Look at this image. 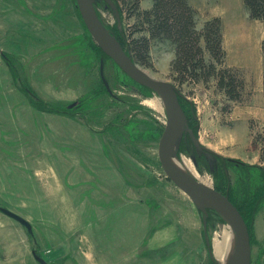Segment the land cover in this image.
Instances as JSON below:
<instances>
[{
	"label": "rangeland",
	"instance_id": "obj_1",
	"mask_svg": "<svg viewBox=\"0 0 264 264\" xmlns=\"http://www.w3.org/2000/svg\"><path fill=\"white\" fill-rule=\"evenodd\" d=\"M188 3L198 28L221 19L226 65L247 85L243 101L228 104L211 85L175 82L168 41H154L148 65H138L194 106L196 131L207 130L201 145L235 161L217 159L206 170L194 148L197 156L176 153V165L213 187L229 184L239 204L264 182V21L249 18L242 0ZM102 4L97 14L112 29L115 17ZM150 5L143 0L140 10ZM136 20L120 15L127 40L141 35H130ZM88 39L75 0H0V208L32 226L31 236L0 212V264H39L32 251L47 264H226L230 246L223 261L214 246L225 232L234 239L231 227L215 211L199 212L159 163L163 99L130 83L110 60L102 68L111 95L103 93ZM83 100L94 106L74 113ZM49 105L67 114L40 110ZM218 165L225 175L216 178ZM253 233L251 264H264V196Z\"/></svg>",
	"mask_w": 264,
	"mask_h": 264
},
{
	"label": "trees",
	"instance_id": "obj_2",
	"mask_svg": "<svg viewBox=\"0 0 264 264\" xmlns=\"http://www.w3.org/2000/svg\"><path fill=\"white\" fill-rule=\"evenodd\" d=\"M112 1L115 3L120 15H122V12L126 11L128 13V17H137L136 22L133 24V33L130 35L139 32L141 34L140 36L131 37L127 40L123 27L122 29H119L117 22L114 24L112 29L108 28L110 33L119 41L136 64L148 65V53L154 41H168L174 47V59L171 62L170 71L175 82L180 85L184 83H202L204 87L211 85L216 91L225 97L228 104L240 103L243 101L247 85L242 73L238 69L226 65V51L223 44V27L220 18H210L204 22L202 27L198 28L196 11L190 6L188 0H151L149 8L142 10H140V4L143 0ZM102 3L104 2L97 0L95 7ZM242 3L247 10L249 18L264 21V0H242ZM87 45V48L94 55L93 60L98 62V67H100L101 63L110 60L102 53L93 40H90L89 42L88 39ZM261 54L264 63V40L261 43ZM99 79H101L100 73ZM128 80L130 83L135 85L132 80L129 78ZM100 81L102 87L99 88H103L102 92L111 95L105 87L102 79ZM262 83L264 87V73ZM139 88L144 92L149 91L141 86ZM91 92L90 96L92 99L95 97V94H91ZM99 94L100 91L98 92V95ZM83 101L79 102V106L75 108L76 111L74 113H78L85 109L89 110V108L94 106L93 102L88 104ZM180 104L188 118L189 127L197 136L196 130L198 125L197 119L195 118L196 111L194 106L188 99L185 98V96L180 98ZM187 106L189 107V110L185 109ZM46 107L40 108V110L67 114L66 111L55 108L56 106L49 105ZM230 107V105H225L224 110L229 111L231 109ZM192 120L195 121V125L192 124ZM178 152L192 153V155H196L195 149L189 138L181 142ZM196 159L200 160V164L204 169L210 170L209 163L203 156L196 157ZM218 161H225L229 163L235 162L233 160L222 159L220 157H218ZM240 165L244 168V170L251 167L250 165L241 163ZM261 170L262 178L264 180V169L261 168ZM223 173H225V167H220L218 165L214 168L213 176L216 178L220 175L224 176L225 174ZM258 179H254V182H257ZM228 185L226 186L224 183H220L219 185H214V188L226 195L230 202L238 209L248 227L250 243L252 244L254 234L253 220L258 210L260 197L264 196V182L259 188L252 187V196L247 194V196H244L239 204L234 200L232 196L233 193ZM244 188L248 191V193H250L249 186H245ZM212 212L215 214L214 211H209L211 214Z\"/></svg>",
	"mask_w": 264,
	"mask_h": 264
},
{
	"label": "water",
	"instance_id": "obj_3",
	"mask_svg": "<svg viewBox=\"0 0 264 264\" xmlns=\"http://www.w3.org/2000/svg\"><path fill=\"white\" fill-rule=\"evenodd\" d=\"M97 0H75L80 17L94 43L100 48L117 67L131 80L140 86L158 94L164 101L166 109V124L158 144V159L166 177L194 204L196 209L207 216L208 211H215L225 220L233 231V244L226 264H251V243L248 227L228 197L217 191L213 186L202 183L196 178L178 169L172 163L178 153V145L183 135L188 134L192 145L199 156H204L210 167L217 160V155L205 146L189 127L188 118L181 107L182 97L177 87L169 82L152 78L144 69L136 64L119 41L104 26L97 14L95 3ZM109 8L121 28L120 14L112 0H101ZM100 77L108 89V83L103 75L102 63L99 67ZM0 212L23 226L32 236V226L16 213L0 208ZM34 259L39 264H47L35 251Z\"/></svg>",
	"mask_w": 264,
	"mask_h": 264
},
{
	"label": "bare ground",
	"instance_id": "obj_4",
	"mask_svg": "<svg viewBox=\"0 0 264 264\" xmlns=\"http://www.w3.org/2000/svg\"><path fill=\"white\" fill-rule=\"evenodd\" d=\"M156 105H157V104H156ZM188 123H189V122H188ZM192 131H193V130H192ZM193 133H194V131H193ZM194 135H195V134H194ZM187 136L189 137L188 134H185V135L182 136V138L180 139L179 145H178V149H179V147H180V145H181V142H182L183 138L185 139ZM195 136H196V135H195ZM189 138H190V137H189ZM190 140H191V139H190ZM191 143H192V142H191ZM176 162H177L176 159H173V160H172V163L174 164V166H176L178 169H181L180 167H178V166L176 165ZM181 170H182V169H181ZM224 231H225V230H224ZM229 232H230V231H229ZM230 239H232L231 235H230L228 232H225V235L223 236V240H222V242H219L218 244H216V245L214 246L216 256H219V258H220L222 261L224 260V258H223V254H224L225 251L228 250L229 246H230V249H232V244H231ZM232 240H233V239H232ZM229 243H230V245H229ZM229 254H230V252L227 254V258H228V256H229ZM225 260H226V259H225Z\"/></svg>",
	"mask_w": 264,
	"mask_h": 264
},
{
	"label": "crops",
	"instance_id": "obj_5",
	"mask_svg": "<svg viewBox=\"0 0 264 264\" xmlns=\"http://www.w3.org/2000/svg\"><path fill=\"white\" fill-rule=\"evenodd\" d=\"M146 8H149V6H145ZM223 43H224V34H223ZM260 54H261V46H260ZM227 57H228V54H227V50H226V61H227ZM261 58H262V54H261ZM263 60V59H262ZM228 64V63H227ZM228 66L229 67H231L229 64H228ZM199 114V113H198ZM204 114V113H203ZM202 127V126H201ZM207 132V130H204L203 132H201V130L199 131V129H198V131H197V135H198V139L202 142V140L204 139L203 138V135H204V133H206ZM205 145H206V143H204ZM217 153H219V154H221L220 152H218V151H216ZM215 153V152H214ZM217 155V154H216ZM5 217H6V219L7 220H9V221H11V222H13V219H11V218H9V217H7L6 215H4ZM15 221V220H14ZM16 222V221H15ZM10 224H12V223H10ZM129 260H132L131 258L129 259Z\"/></svg>",
	"mask_w": 264,
	"mask_h": 264
},
{
	"label": "flooded vegetation",
	"instance_id": "obj_6",
	"mask_svg": "<svg viewBox=\"0 0 264 264\" xmlns=\"http://www.w3.org/2000/svg\"><path fill=\"white\" fill-rule=\"evenodd\" d=\"M194 147V146H193ZM218 159V158H217Z\"/></svg>",
	"mask_w": 264,
	"mask_h": 264
}]
</instances>
